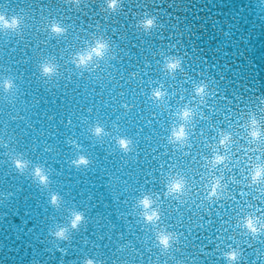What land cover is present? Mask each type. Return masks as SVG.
Here are the masks:
<instances>
[{
    "label": "clouds",
    "instance_id": "clouds-1",
    "mask_svg": "<svg viewBox=\"0 0 264 264\" xmlns=\"http://www.w3.org/2000/svg\"><path fill=\"white\" fill-rule=\"evenodd\" d=\"M156 2L0 0V211L36 198L59 264H264V81L229 92L157 43ZM121 16L145 53L131 70Z\"/></svg>",
    "mask_w": 264,
    "mask_h": 264
},
{
    "label": "water",
    "instance_id": "water-1",
    "mask_svg": "<svg viewBox=\"0 0 264 264\" xmlns=\"http://www.w3.org/2000/svg\"><path fill=\"white\" fill-rule=\"evenodd\" d=\"M20 5L21 0H13L14 9ZM149 7L160 10L161 19L166 25L162 30L166 40H158L157 43L180 40L186 46L193 66L209 63L222 71L226 77L222 83L229 92L244 91L247 86L264 81V0H157ZM83 19L87 20L88 17ZM109 23L113 27L119 25L120 31L127 33L121 45L126 50L130 49L125 57V66L131 70L133 65L141 62L145 53L140 47H133L138 41L124 17ZM13 55L21 60L29 55L33 60L36 58L35 52H17ZM23 66L30 65L25 63ZM48 99L45 96L41 104L47 107L44 101ZM76 179L69 177V180ZM2 187L0 200L6 199ZM24 196L28 199L18 201L9 215L4 216L0 211V264H30L33 260L43 261V264H59L60 254L45 251V245L41 243L43 226L39 221L43 209L29 193H24ZM104 211L107 214L111 209ZM111 219L120 229L125 228L114 212ZM192 219L195 221L197 218L193 216ZM208 219L211 217L204 214V220ZM210 229L211 232L206 233L203 228H194V235L200 239L193 240V243H202L204 235L214 234L215 225H211ZM187 251L195 254L192 247ZM181 255L177 253V257Z\"/></svg>",
    "mask_w": 264,
    "mask_h": 264
}]
</instances>
